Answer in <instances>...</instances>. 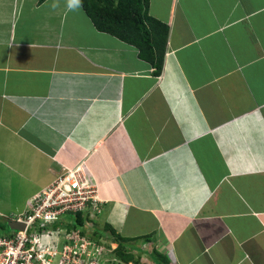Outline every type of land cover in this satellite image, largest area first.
Instances as JSON below:
<instances>
[{
  "label": "crops",
  "instance_id": "1",
  "mask_svg": "<svg viewBox=\"0 0 264 264\" xmlns=\"http://www.w3.org/2000/svg\"><path fill=\"white\" fill-rule=\"evenodd\" d=\"M53 2L0 0V213L87 155L116 257L264 264V0H148L158 75Z\"/></svg>",
  "mask_w": 264,
  "mask_h": 264
},
{
  "label": "built area",
  "instance_id": "2",
  "mask_svg": "<svg viewBox=\"0 0 264 264\" xmlns=\"http://www.w3.org/2000/svg\"><path fill=\"white\" fill-rule=\"evenodd\" d=\"M103 208L87 155L62 166L54 179L33 194L24 209L0 219L22 228H0V264H127L104 244L95 224ZM80 213L81 225L66 215Z\"/></svg>",
  "mask_w": 264,
  "mask_h": 264
},
{
  "label": "trees",
  "instance_id": "3",
  "mask_svg": "<svg viewBox=\"0 0 264 264\" xmlns=\"http://www.w3.org/2000/svg\"><path fill=\"white\" fill-rule=\"evenodd\" d=\"M43 1L38 0V2ZM82 5L97 30L134 46L139 56L154 68L153 72L156 75L161 72L168 26L148 13V0H82ZM70 216L74 224L83 223L80 213ZM118 245L117 252L115 251L117 256L124 262L129 261L130 254L122 250L121 242ZM134 262L145 264L139 259Z\"/></svg>",
  "mask_w": 264,
  "mask_h": 264
},
{
  "label": "clouds",
  "instance_id": "4",
  "mask_svg": "<svg viewBox=\"0 0 264 264\" xmlns=\"http://www.w3.org/2000/svg\"><path fill=\"white\" fill-rule=\"evenodd\" d=\"M59 5H58V2H57V0H54V2L52 3V5H51V8L53 9V10H55L57 7H58ZM82 0H68V4H67V7H68V10H73V11H75V10H78V9H80V8H82ZM71 214H69V216H70ZM68 219H70L71 221H73V218H69V217H67ZM0 220H2V219H0ZM4 223H6L7 225H8V220H2ZM72 224L73 225H77V224H74L73 222H72ZM1 228V227H0ZM10 228V227H9ZM2 229V228H1ZM119 258V257H118ZM120 259V258H119ZM121 260V259H120ZM124 262V261H123ZM125 263H127V262H125Z\"/></svg>",
  "mask_w": 264,
  "mask_h": 264
},
{
  "label": "rangeland",
  "instance_id": "5",
  "mask_svg": "<svg viewBox=\"0 0 264 264\" xmlns=\"http://www.w3.org/2000/svg\"><path fill=\"white\" fill-rule=\"evenodd\" d=\"M66 217H69V218H70V216H69L68 214L66 215ZM0 227H1L4 231L9 230L8 225H7L6 223H4L2 220H0ZM127 264H128V263H127Z\"/></svg>",
  "mask_w": 264,
  "mask_h": 264
},
{
  "label": "water",
  "instance_id": "6",
  "mask_svg": "<svg viewBox=\"0 0 264 264\" xmlns=\"http://www.w3.org/2000/svg\"><path fill=\"white\" fill-rule=\"evenodd\" d=\"M8 227L19 229V228H22V225L21 224H17V223H13V222H9L8 223Z\"/></svg>",
  "mask_w": 264,
  "mask_h": 264
}]
</instances>
